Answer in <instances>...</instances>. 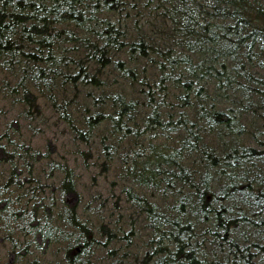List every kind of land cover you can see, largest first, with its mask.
Returning <instances> with one entry per match:
<instances>
[{
    "label": "trees",
    "instance_id": "trees-1",
    "mask_svg": "<svg viewBox=\"0 0 264 264\" xmlns=\"http://www.w3.org/2000/svg\"><path fill=\"white\" fill-rule=\"evenodd\" d=\"M0 72L12 99L48 91L118 187L98 224L58 164V207L0 184L2 227L62 264H264V0H0Z\"/></svg>",
    "mask_w": 264,
    "mask_h": 264
},
{
    "label": "rangeland",
    "instance_id": "rangeland-1",
    "mask_svg": "<svg viewBox=\"0 0 264 264\" xmlns=\"http://www.w3.org/2000/svg\"><path fill=\"white\" fill-rule=\"evenodd\" d=\"M5 76L7 74L0 72V145L4 151V154L0 153V184L6 183L13 190L11 200L7 194L11 207H18L21 212L30 210L32 202L40 204L42 201L44 204L51 190L53 203L58 207L60 200L55 188L62 180L57 178L55 170L59 164L72 170L73 187L79 200L78 212L89 214L91 219L98 214L97 223H103L102 217L107 215L109 203L115 201L116 204L118 200L111 194L112 191L117 194L118 189L113 174L116 162L109 164L102 160V153L94 146L81 148L73 142L69 128L51 107L53 97L48 91L43 90L41 95L35 92V101L26 104L18 98L12 99V95L2 87ZM77 90L82 98V87L78 86ZM20 142L31 151L26 162L23 160L24 152L19 154L15 150ZM27 162L32 163L31 177L27 179L21 173L19 185L9 184L11 177L15 176L11 174L14 167L24 163L22 170L27 173ZM35 213L36 217H41L40 211ZM60 245L55 249L49 245V248L43 241L37 242L32 234L17 231L14 225L9 224L5 228L0 225V264H62L63 249ZM11 252L15 254L13 259Z\"/></svg>",
    "mask_w": 264,
    "mask_h": 264
},
{
    "label": "bare ground",
    "instance_id": "bare-ground-1",
    "mask_svg": "<svg viewBox=\"0 0 264 264\" xmlns=\"http://www.w3.org/2000/svg\"><path fill=\"white\" fill-rule=\"evenodd\" d=\"M9 80V79H8ZM13 81H11L10 83H12ZM28 84H30V82H28ZM73 97V99L77 102V103H79V102H82V100H80L79 98H78V96H77V93H74V94H72V96L70 97V98H72ZM64 99H66V98H64ZM69 99V98H68ZM68 102L70 101V100H67ZM159 105V104H158ZM104 107V106H103ZM137 108V107H136ZM159 109L160 110H162L163 108H162V106H160L159 107ZM141 111L140 112H142V111H144V109H143V107L141 106V109H140ZM81 147H85V145H82V144H80V143H78ZM92 144V143H91ZM90 144V146H94L95 144L93 143L92 145ZM116 171V170H115ZM0 223H1V221H0ZM53 242V239L51 238L50 240H49V242H47V241H43V243L45 244V245H47L48 243H52Z\"/></svg>",
    "mask_w": 264,
    "mask_h": 264
}]
</instances>
